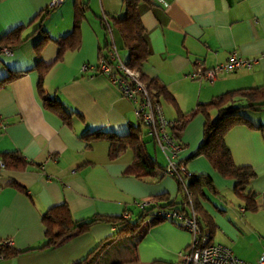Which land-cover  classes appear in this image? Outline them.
Returning <instances> with one entry per match:
<instances>
[{"label":"crops","instance_id":"obj_1","mask_svg":"<svg viewBox=\"0 0 264 264\" xmlns=\"http://www.w3.org/2000/svg\"><path fill=\"white\" fill-rule=\"evenodd\" d=\"M48 1L0 0V36L17 25L24 26L26 36L12 51L0 48V78L21 71L0 86V156L14 151L22 159L0 171V242L10 239L9 246L18 250L44 243L42 215L60 203L67 205L73 220H80L116 216L126 209L136 213L138 203L152 195L180 198L175 177L161 170L167 155L139 122L131 101L109 77L94 70L113 46L121 60L127 57L115 25L125 15L123 0H62L46 10ZM77 2L84 6L78 46L65 50L43 82L46 94L70 112L68 124L44 107L33 66L39 60L49 63L57 52L51 39L37 50L41 28L52 39L71 31ZM137 10L150 50L143 71L164 84L175 100L159 96L167 120L188 117L198 104L225 91L264 84V0H139ZM231 51L254 61L249 67L219 71L213 80L188 76L197 65L210 68L224 62ZM83 64L88 67L83 69ZM238 98L239 104L246 102ZM241 111L255 127L236 124L225 142L234 163L255 172L243 190L235 191V179L222 176L203 155L189 156L202 140L201 112L184 125L176 158L186 170L210 177L212 189H206L201 201L215 225L211 241L256 264L264 252V107ZM215 115L212 107L210 116ZM137 128L153 162L151 174L143 177L127 171L136 160L133 149L110 157L107 138L89 141L83 136L95 129L127 133ZM248 192L247 200L243 195ZM253 199L256 205L247 207ZM147 224L148 217L139 230L110 238L91 255V264H180L179 252L191 241V232L168 220L150 228ZM115 230L106 221H96L56 246L0 254V264H71Z\"/></svg>","mask_w":264,"mask_h":264},{"label":"trees","instance_id":"obj_2","mask_svg":"<svg viewBox=\"0 0 264 264\" xmlns=\"http://www.w3.org/2000/svg\"><path fill=\"white\" fill-rule=\"evenodd\" d=\"M125 7V15L115 21V25L120 33L123 47L127 50L125 65L139 72V78L146 84L147 90L153 101L160 103L159 96L163 95L168 100L175 102L173 96L168 91L167 87L162 84L157 78L149 77L143 71L144 63L147 60L150 50L145 36L146 28L141 22L140 15L137 10L139 0H123ZM52 8H47L50 10ZM84 6L82 3H75L74 20L71 31L56 39H52L48 33L41 28L42 37L35 45L37 50L41 49L48 40H54L57 46L55 58L49 63L37 61L33 68L38 72L37 91L46 109L56 113L61 119L70 123V112H68L61 102L51 96H48L44 90L43 82L46 74L51 66L59 61L65 50L75 48L79 43V23ZM40 28V27H39ZM107 25L105 24V29ZM24 26L17 25L0 36V48L6 47L11 51L18 47L25 39L22 36ZM108 53V52H107ZM104 57L107 56L103 55ZM96 65V64H95ZM21 71H14L0 78V86L13 80L20 75ZM244 97L246 102L239 104L240 98ZM243 99V98H242ZM216 108V115L210 116V109ZM264 107V84L241 88L239 90L225 91L213 97L207 103L198 104L188 117L179 115L177 120H173L169 127L170 135L180 141V133L189 118L197 112H201L205 119L202 126V140L189 156L203 155L210 162L212 167L217 170L222 176L235 179L234 189L239 192L245 188L250 178L255 175L254 170L249 165H236L232 159L229 148L225 142L227 131L236 124H245L249 127H255L254 124L243 115L242 108L261 109ZM241 109V110H240ZM141 125V124H139ZM139 127V126H138ZM87 140L91 141L99 137H105L109 140V156L114 157L122 150L127 148L133 149L136 155L135 162L127 169L129 173L135 174L137 177H143L151 174L153 162L147 159L146 153L140 141V129L127 133H114L101 129L87 131L83 134ZM154 139V137H153ZM155 141V139H154ZM156 143V141H155ZM181 143V142H180ZM158 146V144L156 143ZM182 145V143H181ZM0 158L4 165L16 163L22 160L21 157L14 151L1 154ZM183 161V160H179ZM18 163V164H19ZM17 164V165H18ZM162 173L165 174V167L162 166ZM177 182V192L180 194L178 200L170 199L166 193L152 195L146 204L139 206L140 209L133 213L132 211H123L122 214L116 216L94 215L89 218L73 220L69 209L65 203H60L50 207L43 215L42 222L44 224V238L42 245L32 248L18 250L9 245L0 244V254L11 255L19 251H26L33 248L53 247L64 240L68 234L73 231L81 232L88 228L90 224L96 221H106L114 226L116 230L110 236L100 241L96 246L90 249L83 257L71 264H91V255L98 249L99 246L105 245L108 240L114 236L129 234L139 230L140 223L144 218L148 217L147 228L165 220L176 223L174 219L167 217L158 211L161 209H175L185 214L189 212V197L192 207L196 215L197 224L201 232H206L211 240L214 233L215 225L212 218L208 215L202 206V198L206 195V189H212L210 177L207 174L199 172H179L175 176ZM189 195V196H188ZM249 192L244 193V198L248 200ZM256 201L253 199L252 204H247V207H254ZM125 212H129V216H124ZM133 215H131V213ZM177 224V223H176Z\"/></svg>","mask_w":264,"mask_h":264},{"label":"built area","instance_id":"obj_3","mask_svg":"<svg viewBox=\"0 0 264 264\" xmlns=\"http://www.w3.org/2000/svg\"><path fill=\"white\" fill-rule=\"evenodd\" d=\"M61 1L49 0L47 8H53ZM3 51L6 53L11 52L5 48ZM253 61L254 59L252 58L243 57L236 51H231L224 62L210 68H203L197 65L195 69L188 73V76L199 80H213L219 71L231 72L239 67H249ZM82 67L86 69L88 65L83 64ZM94 70L96 73H102L109 77L118 87L121 95L131 101L135 116L147 128V132L154 137L158 147L167 155L168 162L164 166L165 174L175 177L179 172H187L184 162L176 158L177 152L182 145L179 140H175L169 133L172 121L167 120L163 116L160 103L153 101L146 84L139 78V72L125 65L114 46L109 49L106 57H99ZM3 167L4 162L0 158V171ZM144 204L146 202L138 203L139 206ZM188 207L189 212L187 214L167 208L158 211L165 215L167 219H174L177 223H175L176 225L184 227L191 232V241L187 247L179 252L180 264H250L236 256L229 246L212 242L206 232L200 231L190 197ZM124 216L128 217L129 212H125ZM10 243V239H3L0 242L2 245H9ZM256 264H264V252L259 254Z\"/></svg>","mask_w":264,"mask_h":264},{"label":"rangeland","instance_id":"obj_4","mask_svg":"<svg viewBox=\"0 0 264 264\" xmlns=\"http://www.w3.org/2000/svg\"><path fill=\"white\" fill-rule=\"evenodd\" d=\"M244 100V99H243ZM245 101V100H244ZM241 110V109H240ZM147 142H149V141H147ZM243 202H244V200H243ZM136 208L139 210L140 209V207L139 206H136ZM110 256V255H109Z\"/></svg>","mask_w":264,"mask_h":264}]
</instances>
